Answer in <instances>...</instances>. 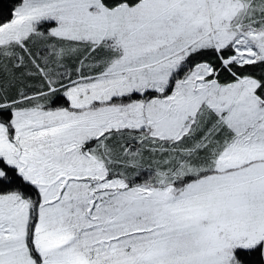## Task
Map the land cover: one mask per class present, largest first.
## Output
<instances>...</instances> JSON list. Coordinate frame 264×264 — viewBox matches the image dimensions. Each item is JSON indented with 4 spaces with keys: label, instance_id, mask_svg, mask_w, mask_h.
<instances>
[{
    "label": "snow or ice",
    "instance_id": "snow-or-ice-1",
    "mask_svg": "<svg viewBox=\"0 0 264 264\" xmlns=\"http://www.w3.org/2000/svg\"><path fill=\"white\" fill-rule=\"evenodd\" d=\"M0 264H264V0H0Z\"/></svg>",
    "mask_w": 264,
    "mask_h": 264
},
{
    "label": "trees",
    "instance_id": "trees-1",
    "mask_svg": "<svg viewBox=\"0 0 264 264\" xmlns=\"http://www.w3.org/2000/svg\"><path fill=\"white\" fill-rule=\"evenodd\" d=\"M6 7H7V5H6Z\"/></svg>",
    "mask_w": 264,
    "mask_h": 264
}]
</instances>
